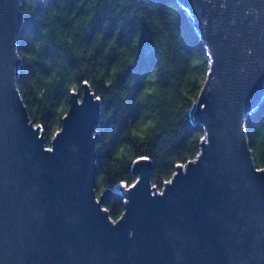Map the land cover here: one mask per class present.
Here are the masks:
<instances>
[{"label":"water","instance_id":"water-1","mask_svg":"<svg viewBox=\"0 0 264 264\" xmlns=\"http://www.w3.org/2000/svg\"><path fill=\"white\" fill-rule=\"evenodd\" d=\"M208 55L191 106L204 131L160 190L133 163L120 217L97 194L100 100L72 91L46 145L16 86L22 0H0V264H264V169L246 119L264 97V0H177Z\"/></svg>","mask_w":264,"mask_h":264},{"label":"trees","instance_id":"trees-1","mask_svg":"<svg viewBox=\"0 0 264 264\" xmlns=\"http://www.w3.org/2000/svg\"><path fill=\"white\" fill-rule=\"evenodd\" d=\"M16 86L46 145L60 128L72 91L87 84L100 100L96 193L110 220L123 212L117 185L136 180L133 163L151 160L161 189L177 163L193 159L203 128L190 109L208 55L177 0H22ZM253 159L264 169V97L248 115Z\"/></svg>","mask_w":264,"mask_h":264},{"label":"snow or ice","instance_id":"snow-or-ice-1","mask_svg":"<svg viewBox=\"0 0 264 264\" xmlns=\"http://www.w3.org/2000/svg\"><path fill=\"white\" fill-rule=\"evenodd\" d=\"M98 99H99V98H98ZM201 139H203V137H202ZM142 159H147V157H143Z\"/></svg>","mask_w":264,"mask_h":264},{"label":"rangeland","instance_id":"rangeland-1","mask_svg":"<svg viewBox=\"0 0 264 264\" xmlns=\"http://www.w3.org/2000/svg\"><path fill=\"white\" fill-rule=\"evenodd\" d=\"M127 186L125 185V188H126ZM158 190H160V189H158Z\"/></svg>","mask_w":264,"mask_h":264}]
</instances>
